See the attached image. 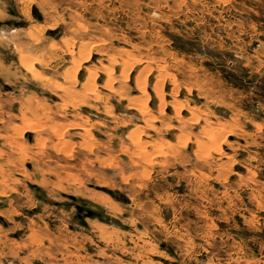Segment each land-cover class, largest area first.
<instances>
[{
  "label": "rangeland",
  "instance_id": "rangeland-1",
  "mask_svg": "<svg viewBox=\"0 0 264 264\" xmlns=\"http://www.w3.org/2000/svg\"><path fill=\"white\" fill-rule=\"evenodd\" d=\"M0 264H264V0H0Z\"/></svg>",
  "mask_w": 264,
  "mask_h": 264
},
{
  "label": "water",
  "instance_id": "water-1",
  "mask_svg": "<svg viewBox=\"0 0 264 264\" xmlns=\"http://www.w3.org/2000/svg\"><path fill=\"white\" fill-rule=\"evenodd\" d=\"M30 187H34V186L31 185ZM107 192L110 193L113 196H118V193L117 192H113V191H110V190H107Z\"/></svg>",
  "mask_w": 264,
  "mask_h": 264
},
{
  "label": "bare ground",
  "instance_id": "bare-ground-1",
  "mask_svg": "<svg viewBox=\"0 0 264 264\" xmlns=\"http://www.w3.org/2000/svg\"><path fill=\"white\" fill-rule=\"evenodd\" d=\"M83 131V130H82ZM213 141H215V140H213ZM206 143H208V142H206ZM204 144V143H203ZM211 145V144H210ZM214 152H216V151H214ZM232 154V153H231ZM229 157V156H228ZM219 169V168H218ZM223 171V170H222ZM222 174H223V172H221ZM220 175V174H219ZM252 177V176H251Z\"/></svg>",
  "mask_w": 264,
  "mask_h": 264
}]
</instances>
